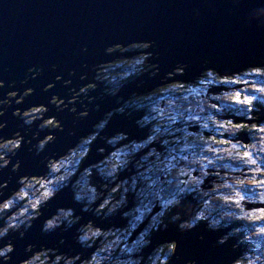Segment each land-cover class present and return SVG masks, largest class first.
Here are the masks:
<instances>
[{"label":"clouds","instance_id":"9594fccd","mask_svg":"<svg viewBox=\"0 0 264 264\" xmlns=\"http://www.w3.org/2000/svg\"><path fill=\"white\" fill-rule=\"evenodd\" d=\"M158 14L105 11L129 22L63 33L22 78L0 63V264H264V59L165 63ZM233 14L264 48V5Z\"/></svg>","mask_w":264,"mask_h":264},{"label":"water","instance_id":"95a60500","mask_svg":"<svg viewBox=\"0 0 264 264\" xmlns=\"http://www.w3.org/2000/svg\"><path fill=\"white\" fill-rule=\"evenodd\" d=\"M141 5L156 6L166 13L148 21L145 32V35L161 41L165 63L206 56L213 58L218 67L227 69L243 61L264 59V48L258 50L252 46L257 37L242 29L233 14L237 8L244 11L251 5H264V0H240L238 6L234 0H0V63L14 60L17 78H22L29 60L62 59V48L68 42L63 33L128 23L130 18L103 13H114L117 8L131 11ZM189 7H200L204 19L194 23L179 14ZM97 9L99 11L94 15L90 14ZM94 46H102L101 41L97 39ZM13 48L15 55H11ZM229 48L238 50L240 55L226 56L225 51ZM4 78L0 73V79ZM36 83L34 81L33 85ZM3 91L0 89V94ZM40 98L38 89L37 95L28 99L37 101ZM102 114L103 111L93 115ZM119 120V117L113 119L112 128L121 129L123 124ZM92 122L90 120L86 127ZM35 231L38 230H34V234ZM214 239L215 235H210L209 242ZM209 252L208 247L201 249L204 256Z\"/></svg>","mask_w":264,"mask_h":264},{"label":"flooded vegetation","instance_id":"af4514ba","mask_svg":"<svg viewBox=\"0 0 264 264\" xmlns=\"http://www.w3.org/2000/svg\"><path fill=\"white\" fill-rule=\"evenodd\" d=\"M152 83H153V82L150 81V82H149V85H151ZM98 102L101 103V101H98ZM101 105H102V111H104V110L107 111V110L110 108V106H111V102L108 101L107 103H105V101H104V102L101 103ZM103 108H104V110H103ZM116 117H119L121 120H123L125 123L128 124V126L123 124V126L121 127V129H126V130L130 131V132L132 133L133 136H139V135L142 134L139 130H137V129L133 126V123H132V122H131V123L128 122V121H129V118H128V117H121V116H119V115L116 116ZM114 118H115V117H114ZM129 127H130V128H129ZM65 198H68V197L66 196Z\"/></svg>","mask_w":264,"mask_h":264},{"label":"rangeland","instance_id":"374dc122","mask_svg":"<svg viewBox=\"0 0 264 264\" xmlns=\"http://www.w3.org/2000/svg\"><path fill=\"white\" fill-rule=\"evenodd\" d=\"M101 102H102V101H101ZM119 119H120V118H119ZM119 122H120L121 124H124V125H127V126H128V124H127V123H125V122H124L123 120H121V119L119 120ZM128 122H130V123H131L132 121L129 119V121H128ZM129 128H130V127H129Z\"/></svg>","mask_w":264,"mask_h":264},{"label":"bare ground","instance_id":"6f19581e","mask_svg":"<svg viewBox=\"0 0 264 264\" xmlns=\"http://www.w3.org/2000/svg\"><path fill=\"white\" fill-rule=\"evenodd\" d=\"M18 107H21V106H18Z\"/></svg>","mask_w":264,"mask_h":264}]
</instances>
